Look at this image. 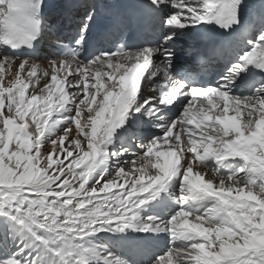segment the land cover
<instances>
[{"label":"snow or ice","instance_id":"1","mask_svg":"<svg viewBox=\"0 0 264 264\" xmlns=\"http://www.w3.org/2000/svg\"><path fill=\"white\" fill-rule=\"evenodd\" d=\"M0 264H264V0H0Z\"/></svg>","mask_w":264,"mask_h":264},{"label":"bare ground","instance_id":"2","mask_svg":"<svg viewBox=\"0 0 264 264\" xmlns=\"http://www.w3.org/2000/svg\"><path fill=\"white\" fill-rule=\"evenodd\" d=\"M63 2V1H62ZM61 2V3H62ZM85 3H87V2H85ZM74 13H81L82 12V9H80V8H76V10L75 11H73ZM78 18V17H77ZM185 46H187L186 44H185Z\"/></svg>","mask_w":264,"mask_h":264}]
</instances>
